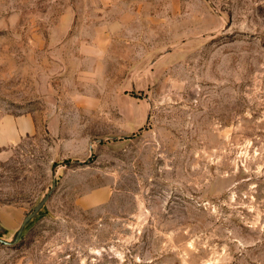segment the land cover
<instances>
[{
    "label": "rangeland",
    "instance_id": "1",
    "mask_svg": "<svg viewBox=\"0 0 264 264\" xmlns=\"http://www.w3.org/2000/svg\"><path fill=\"white\" fill-rule=\"evenodd\" d=\"M0 240L264 264V0H0Z\"/></svg>",
    "mask_w": 264,
    "mask_h": 264
},
{
    "label": "water",
    "instance_id": "2",
    "mask_svg": "<svg viewBox=\"0 0 264 264\" xmlns=\"http://www.w3.org/2000/svg\"><path fill=\"white\" fill-rule=\"evenodd\" d=\"M55 184H56V181L53 180L51 190L54 189ZM47 198H48V196H46V197L41 201V203H40V204L36 207V209L34 210L33 214H31L30 216H28V217L24 220L23 224L21 225L20 229L18 230V233H17L16 239L19 237L20 233L22 232V229H23L25 223L27 222V220L30 219L34 214H36V212H37V211L43 206V204H44V202L46 201ZM0 242H1V240H0Z\"/></svg>",
    "mask_w": 264,
    "mask_h": 264
}]
</instances>
